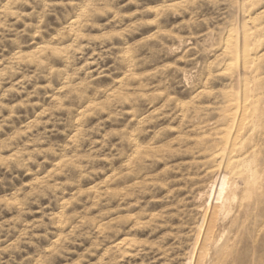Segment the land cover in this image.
Returning a JSON list of instances; mask_svg holds the SVG:
<instances>
[{"label":"rangeland","instance_id":"374dc122","mask_svg":"<svg viewBox=\"0 0 264 264\" xmlns=\"http://www.w3.org/2000/svg\"><path fill=\"white\" fill-rule=\"evenodd\" d=\"M263 50L264 0H0V264H194L243 115L201 264H264Z\"/></svg>","mask_w":264,"mask_h":264},{"label":"bare ground","instance_id":"6f19581e","mask_svg":"<svg viewBox=\"0 0 264 264\" xmlns=\"http://www.w3.org/2000/svg\"><path fill=\"white\" fill-rule=\"evenodd\" d=\"M241 9L242 8H240V10ZM249 18L250 17H248V19ZM243 20L245 21L246 19H243ZM249 20L251 21L252 19H249ZM244 21H243V23H244ZM242 27H243V28H241L242 30H240L241 31V35H240L239 38L236 37L237 38V42H235L233 44L234 50L232 52V55L235 56V59H236V62H237V63L236 62L232 63V64H235L236 63V65L234 67V70L236 71V74H237V76H236L237 77V82H238V79L240 78L241 75H243L244 77H248L249 71H250L251 67L258 60V56L253 55L252 52H251V47H252L251 40H252V37H253V33H252L253 32L252 31L253 29H251L250 27H248L247 24H244ZM237 29H238V27H237ZM237 33H239V32H237ZM236 36H238V34ZM235 39H234V41H236ZM229 40H231V38ZM226 42H228V41H226ZM240 43L242 45V48H240ZM232 67H233V65H232ZM228 69H229V67H228ZM240 80H241V78H240ZM244 81H246V80H244ZM234 82H235V79H234ZM236 86H235V88H236ZM240 86H242V85H240ZM246 86H247V84H246ZM248 88H249V85H248ZM240 90H241V88H240ZM244 91L243 90L241 91V92H244V101L243 100H241V101H243L242 102L243 103L242 104L243 105V109H246V107L250 103L249 102V91L247 89H245ZM237 93L235 95H237ZM237 96L239 97V95H237ZM255 98L256 97L254 96L253 99H255ZM237 101H236V103H238V105H239V101L238 102ZM251 102H252L251 103L252 104V107H254L253 105H255L256 103L254 102V100H252ZM234 111H236L238 113V110H234ZM236 112H235V114H237ZM249 113H251V112H249ZM237 115H239V114H237ZM251 119L252 120L248 121L247 118H246V116L243 115L242 116V119L240 121H238L240 123H239V125L237 124L238 125V129H237V131H235L236 134L233 135V138H228L224 142V147L223 148H219V146H218V147H215V149L213 150L212 157H213L215 163H217L218 172L216 173V175H214L215 176V179L211 183V185L208 188L207 192L205 193L206 202H205V206H204V208L202 210L203 211V213H202L203 214V220H202V223H201V226H200V229L203 231V233L200 234V235H202L201 240L200 239H197L198 241L200 240L201 242L199 243L200 245H199V248L197 250V259L195 260V263L194 264H201V262H202V260L204 258V254H205L207 248L209 247V245H210V243L212 241V237L214 235L215 228L217 226V222L219 220V217H223V220L224 219H227L228 217H230V215H231V213L233 211V206H234V204L236 203V201L238 199V195H239V191H240V183L238 181H236V180L235 181H231L230 180V176H229V172L231 171V169L233 168V166L248 164V162L246 160L240 159L239 156L238 157L237 156H234V153L236 152L237 146L241 145V144H238L237 140H238V137L241 134L242 130L246 129L245 127H247V125L248 126L250 124H252L253 126L256 125L255 124V122H256L255 117L254 118H251ZM234 122H235V120H234ZM234 125H235V123H234ZM231 127H233L235 129L234 126H231ZM232 129L230 130L231 132H232ZM250 132H251V130H250ZM214 237H216V236H214ZM196 249H197V247H196ZM193 260L194 259L192 257L188 264H193V262H194Z\"/></svg>","mask_w":264,"mask_h":264}]
</instances>
